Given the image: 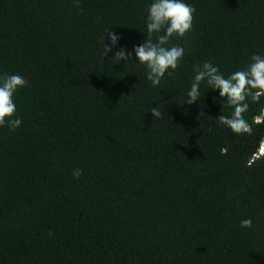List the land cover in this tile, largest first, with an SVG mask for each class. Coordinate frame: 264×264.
I'll return each instance as SVG.
<instances>
[{"label":"trees","instance_id":"16d2710c","mask_svg":"<svg viewBox=\"0 0 264 264\" xmlns=\"http://www.w3.org/2000/svg\"><path fill=\"white\" fill-rule=\"evenodd\" d=\"M150 3L0 0V74L28 81L21 126L0 127V264H264V95L250 133L206 84L185 104L195 66L227 77L264 55V0H185L184 57L155 88L113 58L147 39Z\"/></svg>","mask_w":264,"mask_h":264},{"label":"clouds","instance_id":"9594fccd","mask_svg":"<svg viewBox=\"0 0 264 264\" xmlns=\"http://www.w3.org/2000/svg\"><path fill=\"white\" fill-rule=\"evenodd\" d=\"M195 9L185 0H151L147 8L145 21L147 39L131 52L120 48L113 58L120 61H131L142 65L145 78L152 87H158L165 75L176 71L182 61L185 48L182 46H169L173 38H183L193 27V13ZM105 35L108 43L105 44ZM155 35V40H153ZM121 36L106 30L103 36V56H107L114 48L119 46ZM194 77L190 88L186 92L187 105L200 101L201 84H206L208 89L218 92L219 100L232 107L231 116L221 115L218 121L229 128L233 133H250L251 127L243 118V113L248 110L249 97L256 101L264 95V55L254 54L244 70H238L225 77L210 61L194 67ZM28 81L19 74H0V127L7 126L10 131H15L22 124V119L16 116L17 105L15 94L19 89L26 87ZM152 117H159L158 107L151 109ZM201 115H203L201 113ZM264 154V142L259 151ZM79 170L73 172L74 178L81 176ZM253 221L243 219L240 221L241 229H250Z\"/></svg>","mask_w":264,"mask_h":264}]
</instances>
